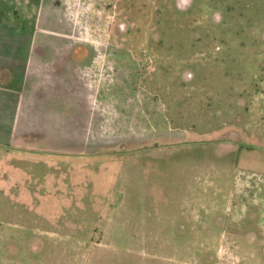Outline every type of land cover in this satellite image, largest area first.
I'll return each instance as SVG.
<instances>
[{"label": "rangeland", "instance_id": "374dc122", "mask_svg": "<svg viewBox=\"0 0 264 264\" xmlns=\"http://www.w3.org/2000/svg\"><path fill=\"white\" fill-rule=\"evenodd\" d=\"M2 80L96 148L0 145V264H264V0H0Z\"/></svg>", "mask_w": 264, "mask_h": 264}, {"label": "crops", "instance_id": "0c3cea01", "mask_svg": "<svg viewBox=\"0 0 264 264\" xmlns=\"http://www.w3.org/2000/svg\"><path fill=\"white\" fill-rule=\"evenodd\" d=\"M3 83H7L6 85ZM10 81L8 80H2L0 81V86H8ZM201 84V83H199ZM8 91V89H6ZM189 89L185 90L184 93H186V96L188 97H193L195 94L192 93L190 90L188 93ZM33 101L30 99L24 97L23 100L19 99H2L0 97V145L2 147L6 146L9 143H12L14 140H16L18 137H30V136H45L46 138L52 137L54 142L57 143H64L66 142V145H69L70 142L74 143L77 142L78 145H81L85 147L87 150H95V144L91 143H82L76 140L72 137V134H77V128L79 127V117L80 114L76 115H66L64 113H61V115L58 116H53L52 113L40 111L37 112L36 107L34 106V103L36 104V98H31ZM172 99H174V96L172 95ZM39 99H37L38 102ZM104 99H100L99 102H102ZM192 101L189 104L193 107L196 108L195 102ZM138 112H141V106L136 107ZM89 111V112H88ZM88 117L89 121L88 124L89 126L95 125V112H90L88 110ZM37 112V113H36ZM137 112V111H136ZM105 117V116H104ZM140 117V118H139ZM142 118V114L137 115H122V122L128 129L131 127H135L139 124H141L140 119ZM92 119V120H91ZM69 126V127H68ZM41 127H44L42 130ZM68 129H70L68 131ZM169 136L171 133H167ZM64 135L67 138H70L71 140H67V138H63ZM168 136V138H169ZM73 138V139H72ZM174 140V138H172ZM139 141L138 143H140ZM137 143V142H136ZM126 146V143L119 142L115 143L113 146H105L104 144H100L97 146L98 150H104L107 149L106 151H116L119 150L123 147ZM40 146L33 145V149L35 151L39 150ZM15 149H24V147L20 148H15ZM28 149H31L29 147ZM27 151V150H26ZM29 151V150H28Z\"/></svg>", "mask_w": 264, "mask_h": 264}]
</instances>
